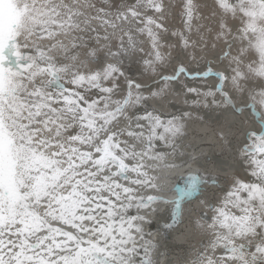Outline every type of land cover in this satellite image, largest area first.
I'll return each instance as SVG.
<instances>
[{
    "label": "snow or ice",
    "instance_id": "snow-or-ice-1",
    "mask_svg": "<svg viewBox=\"0 0 264 264\" xmlns=\"http://www.w3.org/2000/svg\"><path fill=\"white\" fill-rule=\"evenodd\" d=\"M186 218L180 264H264V0H0V264H176Z\"/></svg>",
    "mask_w": 264,
    "mask_h": 264
},
{
    "label": "bare ground",
    "instance_id": "bare-ground-1",
    "mask_svg": "<svg viewBox=\"0 0 264 264\" xmlns=\"http://www.w3.org/2000/svg\"><path fill=\"white\" fill-rule=\"evenodd\" d=\"M178 23V22H177ZM168 40H171L169 37ZM145 51L150 50L148 44L144 45ZM166 51V50H165ZM143 57L141 54L137 53L134 56L129 57L128 59L131 61H137L142 59ZM133 73V71H137V66L133 65L131 69H126ZM188 136L193 141H197L195 144V150L197 153H203V155L207 158H210L212 163L208 166L207 171H210L214 174L220 175L224 177L227 175L221 168L218 166L222 161L231 162L233 153L232 152H225V145L224 142L221 141L217 137V129L209 127L206 124L200 123L198 121H190L188 123L187 128ZM185 143H191L185 142ZM191 151V150H189ZM223 154V155H222ZM239 168V166L237 165ZM197 166L192 165L190 169H181L177 172L171 173L172 176L179 178L180 176L188 174L189 171L194 173L196 171ZM204 171V169H201ZM237 174L243 175L242 171H238ZM164 175V174H162ZM161 183H166L169 188H171L177 180H169L163 179L160 181ZM168 199H174L175 193L171 192L167 195ZM196 207L199 209L198 201H193L190 205H186L185 208ZM201 212L203 209H199ZM193 218H198V213L194 212ZM209 215H211L209 213ZM201 239L200 235L196 232V230L191 226L190 223L187 222L182 225L177 231L173 232L169 238L168 244L173 248V256L172 259L176 261V264H180L179 256L189 250L193 245L198 244L199 240ZM167 257L163 258L161 264H165Z\"/></svg>",
    "mask_w": 264,
    "mask_h": 264
},
{
    "label": "rangeland",
    "instance_id": "rangeland-1",
    "mask_svg": "<svg viewBox=\"0 0 264 264\" xmlns=\"http://www.w3.org/2000/svg\"><path fill=\"white\" fill-rule=\"evenodd\" d=\"M133 73H135V71H133ZM191 142V143H193V144H195L197 141H192L191 139H190V137L188 136V139L185 141V142ZM222 177V176H221ZM222 183H223V180L221 181Z\"/></svg>",
    "mask_w": 264,
    "mask_h": 264
}]
</instances>
